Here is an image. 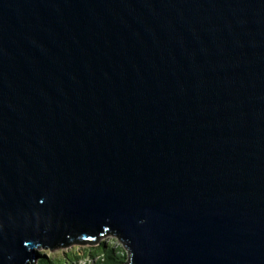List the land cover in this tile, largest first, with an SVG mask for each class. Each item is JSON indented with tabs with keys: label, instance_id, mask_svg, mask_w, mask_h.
Instances as JSON below:
<instances>
[{
	"label": "water",
	"instance_id": "95a60500",
	"mask_svg": "<svg viewBox=\"0 0 264 264\" xmlns=\"http://www.w3.org/2000/svg\"><path fill=\"white\" fill-rule=\"evenodd\" d=\"M0 223V264H264V0H0Z\"/></svg>",
	"mask_w": 264,
	"mask_h": 264
},
{
	"label": "clouds",
	"instance_id": "9594fccd",
	"mask_svg": "<svg viewBox=\"0 0 264 264\" xmlns=\"http://www.w3.org/2000/svg\"><path fill=\"white\" fill-rule=\"evenodd\" d=\"M43 199L41 198V203ZM34 215L37 221L46 220L48 227H51V217H44L39 211L34 212ZM28 222H31L30 219ZM145 222L146 218L139 221L141 224ZM4 227V224L0 223V232ZM28 243L26 240L25 244ZM30 250L38 255L26 260L25 264H47L48 261H52V264H111V261L105 260L108 253L114 254L115 264H134L130 238L114 228L99 233L77 232L70 239L55 243L38 241ZM54 251L61 257L59 262L53 258Z\"/></svg>",
	"mask_w": 264,
	"mask_h": 264
},
{
	"label": "trees",
	"instance_id": "16d2710c",
	"mask_svg": "<svg viewBox=\"0 0 264 264\" xmlns=\"http://www.w3.org/2000/svg\"><path fill=\"white\" fill-rule=\"evenodd\" d=\"M37 254H38V253H37ZM113 257H114V254H113V253H108V254L106 255V257H105V260H106V261H111V264H115V260L113 259ZM53 258H54V260H56L57 262H59V261L61 260V257H60V256L57 257V258H55V257H53ZM47 264H52V261H48Z\"/></svg>",
	"mask_w": 264,
	"mask_h": 264
},
{
	"label": "rangeland",
	"instance_id": "374dc122",
	"mask_svg": "<svg viewBox=\"0 0 264 264\" xmlns=\"http://www.w3.org/2000/svg\"><path fill=\"white\" fill-rule=\"evenodd\" d=\"M59 256H60L59 253H57V252L54 251V253H53V257L57 258V257H59Z\"/></svg>",
	"mask_w": 264,
	"mask_h": 264
}]
</instances>
